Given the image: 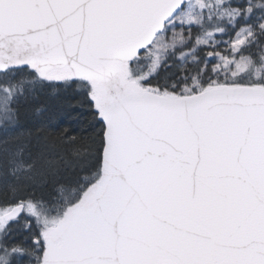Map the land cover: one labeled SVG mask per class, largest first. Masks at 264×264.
<instances>
[{
	"label": "snow or ice",
	"instance_id": "6c2138e0",
	"mask_svg": "<svg viewBox=\"0 0 264 264\" xmlns=\"http://www.w3.org/2000/svg\"><path fill=\"white\" fill-rule=\"evenodd\" d=\"M73 86L48 159L18 106ZM0 264H264V0H0Z\"/></svg>",
	"mask_w": 264,
	"mask_h": 264
},
{
	"label": "trees",
	"instance_id": "16d2710c",
	"mask_svg": "<svg viewBox=\"0 0 264 264\" xmlns=\"http://www.w3.org/2000/svg\"><path fill=\"white\" fill-rule=\"evenodd\" d=\"M18 107L16 131L24 135L34 151L51 147L54 151L48 153L55 160L71 155L74 145L69 139L85 136L91 123V111L75 86L55 91L45 89L34 99L22 101ZM63 175L68 178L71 172H63ZM42 191H47V195L49 189Z\"/></svg>",
	"mask_w": 264,
	"mask_h": 264
},
{
	"label": "rangeland",
	"instance_id": "374dc122",
	"mask_svg": "<svg viewBox=\"0 0 264 264\" xmlns=\"http://www.w3.org/2000/svg\"><path fill=\"white\" fill-rule=\"evenodd\" d=\"M256 2L258 3L259 2V0H256ZM259 13H257V15H258ZM17 133H19L18 131H16ZM43 150H44V155H45V157L46 158H48V159H52V160H55L53 157H51V156H49V153L48 152H52L53 153V151L54 150H52V148L51 147H44L43 148ZM47 153V154H46ZM61 158V157H60ZM56 161H58V160H56ZM47 192V191H46ZM46 192H43L45 195H46Z\"/></svg>",
	"mask_w": 264,
	"mask_h": 264
},
{
	"label": "flooded vegetation",
	"instance_id": "af4514ba",
	"mask_svg": "<svg viewBox=\"0 0 264 264\" xmlns=\"http://www.w3.org/2000/svg\"><path fill=\"white\" fill-rule=\"evenodd\" d=\"M24 235H26V233L18 232V233L16 234V237H15V238H16L17 240H19V239H22Z\"/></svg>",
	"mask_w": 264,
	"mask_h": 264
}]
</instances>
